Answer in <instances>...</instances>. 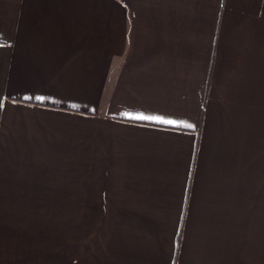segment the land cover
<instances>
[{"label": "crops", "instance_id": "1", "mask_svg": "<svg viewBox=\"0 0 264 264\" xmlns=\"http://www.w3.org/2000/svg\"><path fill=\"white\" fill-rule=\"evenodd\" d=\"M0 264H264V0H0Z\"/></svg>", "mask_w": 264, "mask_h": 264}, {"label": "rangeland", "instance_id": "2", "mask_svg": "<svg viewBox=\"0 0 264 264\" xmlns=\"http://www.w3.org/2000/svg\"><path fill=\"white\" fill-rule=\"evenodd\" d=\"M59 224L60 223L57 220L46 221L45 230L40 226H37L35 228L36 235L28 236V237L22 236L21 244L29 243L31 246H35V247H60ZM67 236H68V247H76L74 221H70V220L68 221ZM22 238H28V242H26Z\"/></svg>", "mask_w": 264, "mask_h": 264}]
</instances>
